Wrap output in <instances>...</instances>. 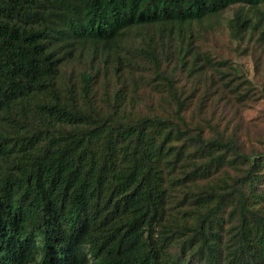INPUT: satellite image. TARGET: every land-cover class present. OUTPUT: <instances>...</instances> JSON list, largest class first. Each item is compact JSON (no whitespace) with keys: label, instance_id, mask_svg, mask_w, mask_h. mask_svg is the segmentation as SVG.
Returning a JSON list of instances; mask_svg holds the SVG:
<instances>
[{"label":"trees","instance_id":"1","mask_svg":"<svg viewBox=\"0 0 264 264\" xmlns=\"http://www.w3.org/2000/svg\"><path fill=\"white\" fill-rule=\"evenodd\" d=\"M235 6L240 39L264 22V0H0V264H264V152L247 155L224 132L207 137L173 79L215 63L164 69L153 40L124 50L134 32L181 35ZM146 61L171 111L142 114L129 98L124 70ZM229 70L209 75L224 82ZM192 146L208 162L188 163ZM230 153L243 164L230 182L173 199Z\"/></svg>","mask_w":264,"mask_h":264},{"label":"rangeland","instance_id":"2","mask_svg":"<svg viewBox=\"0 0 264 264\" xmlns=\"http://www.w3.org/2000/svg\"><path fill=\"white\" fill-rule=\"evenodd\" d=\"M239 11V6L232 7L216 20L212 19L204 25L193 26L191 31L181 35L176 33L172 37L169 33L161 34L152 29L140 30L137 34L134 32L132 40L125 41L124 50L128 53L139 46H145L148 40H153L165 51L164 69L168 63L183 61L186 66L196 71L200 65H203L205 57L211 58L215 64L211 63L207 72L202 70L196 73L178 69L173 78L179 92L183 96L192 97L187 106L188 119L193 124L199 123L205 126L207 137L224 132L227 139L235 140L241 152L253 155L264 152V41L261 35L264 33V22L260 24V14L257 10L245 9V13L248 12L253 16L254 23L260 25L256 29L248 30L240 39H234L230 22L234 14ZM185 36L189 45L179 43V39ZM190 39L192 41H189ZM127 45L131 46V50ZM134 55L138 60L139 56ZM197 55H200L201 61L195 60ZM144 64L145 68L128 67V70H124L122 77L130 87L129 98L134 96L135 101L141 104L137 109L142 114H163L165 111H171L172 105L167 100L168 88L165 81L156 76L152 64L147 61ZM220 65L230 66V70L225 73L229 76L224 82L235 79L239 83L227 86V83L212 78L210 75L214 74ZM71 70L72 66L67 67L65 75ZM236 85L240 86L245 98L237 100L235 96H240L237 93L231 94V90ZM100 86L98 94L102 98L99 101L107 95V92L104 94L106 85L103 77ZM231 154L219 170L212 169L214 172L211 173L213 175L211 179L205 177L198 180L201 177L198 176L195 180L187 179L185 183L182 182L185 186L181 187L182 191L177 192L173 199L179 201L183 193L189 190L192 193L198 192L199 187L207 183L213 184L219 178H225L226 183L230 182L231 177L238 173L237 168L243 166L240 162L235 164ZM210 158L208 152L196 154L194 146L189 147L186 152L188 163L208 162ZM192 170L193 166L188 165L184 172ZM179 177L184 178L183 173H179ZM173 204L170 203L171 207Z\"/></svg>","mask_w":264,"mask_h":264}]
</instances>
